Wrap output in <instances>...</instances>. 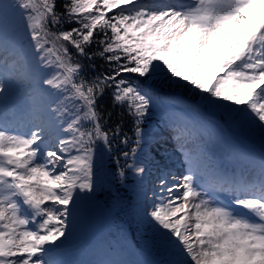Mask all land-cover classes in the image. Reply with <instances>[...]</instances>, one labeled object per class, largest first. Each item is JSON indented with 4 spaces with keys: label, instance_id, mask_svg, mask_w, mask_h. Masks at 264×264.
Returning <instances> with one entry per match:
<instances>
[{
    "label": "snow or ice",
    "instance_id": "1",
    "mask_svg": "<svg viewBox=\"0 0 264 264\" xmlns=\"http://www.w3.org/2000/svg\"><path fill=\"white\" fill-rule=\"evenodd\" d=\"M33 8L29 19L46 21L63 42L78 101L54 146L38 131L21 138L0 129V264H68L84 201L105 188L119 193L130 177L126 207L152 242L192 264H264V153L245 152L228 132L256 122L264 132V0H39ZM226 27L231 39L214 59ZM73 50L88 67L102 62L95 74ZM189 93L195 105L174 103ZM106 94L127 123L98 103ZM154 114L159 131L146 127ZM153 144L166 154L159 162ZM100 145L115 154L107 184L96 172ZM173 152L186 165L179 175ZM114 206L125 208L119 195Z\"/></svg>",
    "mask_w": 264,
    "mask_h": 264
},
{
    "label": "rangeland",
    "instance_id": "2",
    "mask_svg": "<svg viewBox=\"0 0 264 264\" xmlns=\"http://www.w3.org/2000/svg\"><path fill=\"white\" fill-rule=\"evenodd\" d=\"M32 1L33 2H31L30 6H21L17 3V0H8L7 4L3 7V10H0V55L3 56V61H0V109L3 112H7L10 109V103L7 100L2 99L12 98L8 96V94H17V96L21 95L22 97H24L23 100L13 108L15 109V111L12 112V125L14 127H12L11 125L7 130L5 128L4 130L8 133H16L20 137L22 136V134H28L30 137H32L34 131L33 126H35V124H38L40 121L41 126L39 135L43 137V140H50V146H54L56 141L64 135L66 126L71 123V120L75 115V112H69L64 105L66 103V87H68V85L70 84V77L65 69V66L62 67V65H64L62 59L57 60V58H54L56 59L57 63H52V72L49 71L42 79L40 78L43 75L44 70L48 67L50 61L47 59L48 56H46L43 51L41 52L40 46L35 40V35L31 33V30L34 28L33 25H36L35 28L39 26L41 28L42 34L47 37V39H52V36L49 34V30L46 27L41 26L43 20L29 19V17H34L35 15L33 4L39 3L35 2L34 0ZM257 11H259V6ZM9 20L11 21V23L5 24V22H9ZM229 32L230 27H226L225 34L214 39V59L224 53V49L231 39ZM17 49L21 51V53H18V55L15 54ZM58 52L61 55L63 54L62 51ZM27 64H30L31 66ZM16 71H19L18 76H16ZM52 75L53 77H51ZM66 77L69 78L66 79ZM50 79L53 82L51 83L52 87L47 89V87L49 86L48 81H50ZM35 81H39L38 84ZM36 84L39 89H45L46 91V104L49 105L45 112L46 117H42L40 114H34V111L37 110L38 106L34 103L36 99L35 95H37V93L39 92L37 89L34 90L33 88V85L36 86ZM18 106L21 107L19 110L21 111V113L17 112ZM15 114L21 116V120H18V117L15 116ZM20 123L21 125L19 126ZM0 129L3 128L0 126ZM151 130L158 131V129L155 127L151 128ZM238 132L249 139L251 143L257 144L264 149V132L260 131L258 122L245 124L239 129ZM154 145L155 144L150 147L149 151L151 152V155L155 158V160L159 162L161 161V154L165 153H163V147L157 145V154L159 156H155L151 151V148H153ZM173 145L174 141L169 140L168 145L166 146L171 147ZM97 153V164L99 166V164L101 163V157H103V160L106 162L105 154L108 152L103 145H100L97 148ZM181 161L182 156L179 153L173 152L172 159L169 161V163L172 165V170L176 171L177 175H179L186 169V165H183ZM221 165L224 164L222 163ZM234 167L235 166H233L230 170H232ZM100 169L101 168L96 170L100 171L101 177L103 178L104 182L106 184L110 183V171L108 169ZM131 180L132 184L122 187V189H124L125 192H129L130 195L127 198L129 201L122 199L125 208H127V204L134 202L133 192L131 190L135 181L134 178ZM102 191H105V189L99 190L98 193H96V196L90 205L88 204L87 200L84 201L82 205V220L84 226H78L77 234L72 237L68 244L77 240L76 238L86 237L91 229L97 225L93 224L91 221H93L94 223L103 221L102 224L106 222L107 217L105 216V214L107 212L104 209L102 201L99 199V197H101V194H99V192ZM107 192L114 193L112 188H110ZM127 210L128 215L130 214V210L129 208H127ZM129 216L130 219H132V224L137 229V238L140 237L139 235L147 237V235L140 234V232L143 230H141L139 226L134 222L131 214ZM150 234L151 235L149 236V239H152V233ZM91 242H89V254L91 256H93L94 258L98 256L99 262L105 259H109L108 255L105 253V251H103L102 248L94 247V242ZM158 251L162 255L159 260L163 264H192L190 257H188L186 253H180L161 245L158 247ZM68 253H73V250L68 249L67 251H65V254ZM124 255L126 254L123 251H119L118 254H116V259L122 260ZM127 259L128 258H126L125 260L126 262L128 261Z\"/></svg>",
    "mask_w": 264,
    "mask_h": 264
},
{
    "label": "trees",
    "instance_id": "3",
    "mask_svg": "<svg viewBox=\"0 0 264 264\" xmlns=\"http://www.w3.org/2000/svg\"><path fill=\"white\" fill-rule=\"evenodd\" d=\"M34 1L39 2V0H34ZM5 2H6V0H0V5H3ZM31 2H33V1L32 0H17V3L21 6L22 5L30 6ZM63 2H64V0H59V6H62ZM41 26H44L49 30V34L52 36V39H50V40L47 39V37H45L42 34L41 28L39 26L37 28H35L34 35L37 38V42H38V45L40 46V50L43 51L45 53V55L48 56L52 60V63L55 62V64L57 63V61L54 58H57V56H59L60 59H62L63 64H64L65 69H66L70 65V62L67 60V56L64 55L63 42L60 39L54 40V36H57V34L55 31L50 30L46 26V21L43 20ZM56 49L58 51H62L63 54L62 55L59 54V52ZM75 59H78L85 66V68H86L85 74L89 75V76L95 74V72L97 71L98 68H100V65L102 63L101 61H97L96 67H88L89 62L85 61L82 57H77L75 55V51L73 50L72 60L74 61ZM100 70H102V68ZM40 95H41V97H43L42 93ZM65 97H66V99H65L66 104L65 105L70 110L74 111V105L78 101V97L76 96L75 89H74L71 82L68 85V87H66ZM190 97H193L192 94H190ZM195 98H197V97H195ZM192 99H194V98H192ZM98 103L103 104V106L106 110L111 111V113H112L111 119L113 121L119 122L120 119H123L125 121V123H127L129 117L127 116L126 112L123 111L122 108H120V107L114 108L112 106L110 94H106L104 97H102L98 101ZM40 108H42V107H40ZM122 113H123V115H121ZM154 121H155V114L149 119L148 123L146 124V127L150 126ZM105 155H106V157H105L106 162L103 160V157H101V163L99 164V166L97 164L96 169H99V168H101L103 170L108 169L110 172H114L115 165H114V163H112V161H115V154H113L112 157L109 153H106ZM96 172H97V177L101 178L100 171L96 170ZM110 180H111V177H110ZM130 184H132L131 179H129V181L126 185H130ZM112 189H113L114 193L107 192L109 190V188H105V191L99 192V194H101V197H99V199L102 201L104 209L107 212L105 214V216L107 217L108 225H107V229L105 231V235L106 236L111 235L113 232H115V234H117L119 236V239L123 242L124 240H129V239L137 236V233H136L137 229L132 224V219H130V216H129L130 214L127 215V212H128L127 208L121 209L119 206H114L111 208L110 204L112 201V196H114V195H119L123 200H128L127 198L130 195H129V192H125L124 189H121V191L119 193H117L115 191V187H113ZM107 214H110V215H107ZM150 233L151 232L147 228H144L143 231L140 232V234L147 235V237L146 236L143 237V236L139 235L140 237L137 238V241H138L137 243L139 246L141 245L142 248L150 250V252L152 253V255L154 257H158L159 255H161L158 251V247L160 246V244L152 242V239H149V236L151 235Z\"/></svg>",
    "mask_w": 264,
    "mask_h": 264
},
{
    "label": "clouds",
    "instance_id": "4",
    "mask_svg": "<svg viewBox=\"0 0 264 264\" xmlns=\"http://www.w3.org/2000/svg\"><path fill=\"white\" fill-rule=\"evenodd\" d=\"M54 40H59V37L58 36H54Z\"/></svg>",
    "mask_w": 264,
    "mask_h": 264
}]
</instances>
